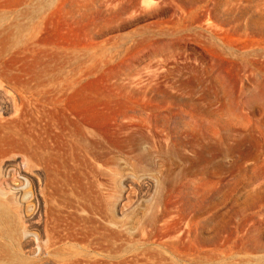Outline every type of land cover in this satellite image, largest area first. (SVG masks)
<instances>
[{
    "label": "rangeland",
    "instance_id": "374dc122",
    "mask_svg": "<svg viewBox=\"0 0 264 264\" xmlns=\"http://www.w3.org/2000/svg\"><path fill=\"white\" fill-rule=\"evenodd\" d=\"M8 102L58 154L44 264H264V0H0Z\"/></svg>",
    "mask_w": 264,
    "mask_h": 264
},
{
    "label": "bare ground",
    "instance_id": "6f19581e",
    "mask_svg": "<svg viewBox=\"0 0 264 264\" xmlns=\"http://www.w3.org/2000/svg\"><path fill=\"white\" fill-rule=\"evenodd\" d=\"M25 103L8 102L12 109V111L10 110L12 113L8 117H2L1 115L7 106L0 107V264L48 263L49 249L58 242L55 240L56 235L55 238L50 231L49 220L54 219L55 221V218L58 219L61 206L54 202L49 194L50 192L45 191L47 186L51 187L53 195L58 191L59 187L54 183V177H50L51 174H56L58 170L56 164L58 154L55 145L50 144L52 145L50 146L51 150L44 148L47 149L44 151L41 148L47 147L45 141L30 138L31 125L24 115ZM69 103L49 102L48 110L60 120L57 124H55V120L52 123L50 122L52 136L61 137V139L65 137L67 139L66 143L68 142L67 146L69 145L70 149L73 148L74 150L76 143L69 139L73 133L70 132L74 128L81 129L85 124V120L75 107L69 106ZM68 131L71 134L70 136L67 135ZM85 132L91 138L97 136L94 129H88ZM16 148L23 151L21 161L26 163L25 170L21 169L17 163L18 158L15 157L14 152ZM39 169H44L43 177L39 176ZM25 181H27V185L30 184L32 187H36L38 184L37 189H31L33 190L30 199L32 204L29 209L25 205V202L28 201V197L23 191ZM74 197L70 199L74 200ZM32 227L37 228L35 229L37 231H30ZM35 240H37L38 253H36V247L33 246ZM26 254L32 256L27 257Z\"/></svg>",
    "mask_w": 264,
    "mask_h": 264
}]
</instances>
